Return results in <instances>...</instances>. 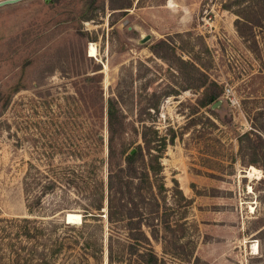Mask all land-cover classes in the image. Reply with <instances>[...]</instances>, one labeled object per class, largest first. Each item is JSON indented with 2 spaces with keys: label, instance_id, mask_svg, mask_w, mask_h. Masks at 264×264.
Wrapping results in <instances>:
<instances>
[{
  "label": "rangeland",
  "instance_id": "obj_1",
  "mask_svg": "<svg viewBox=\"0 0 264 264\" xmlns=\"http://www.w3.org/2000/svg\"><path fill=\"white\" fill-rule=\"evenodd\" d=\"M218 2L25 0L0 7V218L64 224L66 213L81 215L69 207L55 218L27 216L21 186L27 165L31 162L45 171L48 160L69 159L66 152L74 143L84 151V159L101 161L97 176L104 183L105 99L115 90L129 96L126 123L137 125V95H142L154 71L166 68L150 47L169 39L182 47L184 53H175L183 60L186 51L207 49L200 58L221 94L215 107L199 111L212 115L216 128H208L197 116L192 131L182 142L175 139L163 154L165 186L171 188L170 180L175 179L189 203L184 209L175 207L173 192L166 195L173 217L170 232L160 235L167 251L176 241V256L163 255L159 244L151 243L152 248L166 264H264L262 172L259 178L248 177L250 166L246 170L237 162L232 167L226 162L236 153V137L250 129L246 113L264 108V56L259 63L247 51L233 30L234 16ZM91 43L95 58L88 57ZM223 88L230 95H223ZM198 97L199 92H185L164 100L158 128L183 126L188 103ZM89 127L103 144L87 147L89 140L83 135ZM56 199L57 192L45 196L44 207ZM100 217L96 233L103 251L96 262L88 258V264H106L108 225ZM7 245L0 238V263L9 257ZM59 253L53 264H65L72 255L68 250Z\"/></svg>",
  "mask_w": 264,
  "mask_h": 264
},
{
  "label": "trees",
  "instance_id": "obj_2",
  "mask_svg": "<svg viewBox=\"0 0 264 264\" xmlns=\"http://www.w3.org/2000/svg\"><path fill=\"white\" fill-rule=\"evenodd\" d=\"M218 5L234 16L235 34L260 63L264 56V0H219ZM181 48L169 39L159 40L150 47L151 55L166 68L154 71L153 77L143 84L142 95H137V125L126 123L129 96L115 90L105 99L104 183L97 176L101 161L84 159V151L74 143L66 152L69 159L53 163L48 160L45 171L28 163L21 181L27 216L49 214L48 217L55 218L61 211L76 207L81 211V222L74 227L30 217L0 218V238L8 241L9 253L6 263L0 264H53L52 259L62 250L72 252L65 264H88V258L96 262L103 251L101 235L98 237L96 233L100 216L108 225L106 264H166L163 257L156 255L151 243L159 244L163 255L176 256V241L167 245L170 250L167 251L166 239L161 241L163 235H160V231L170 232L173 217L166 195L173 192L172 205L182 209L189 200L182 195L175 179L170 180L171 188L165 186L161 159L167 146H172L175 139L182 142L183 135L192 131L197 116L204 119L208 128H216L212 115L205 117L199 111L218 104L221 94V87L208 77L200 58L201 54H207V49L186 51L187 59L183 60L175 53L176 49L184 53ZM185 92H199L194 103H188L185 124L159 129L161 103ZM246 120L250 129L236 137V153L229 156L227 166L232 167L235 162L243 168L252 166L262 172L264 179V108L250 116L246 113ZM94 136L96 139L92 141ZM83 137L89 140L88 148L97 142L103 144L90 127ZM214 143L219 145L217 139ZM130 150L133 152L129 153ZM55 192L57 199L45 208L43 198Z\"/></svg>",
  "mask_w": 264,
  "mask_h": 264
},
{
  "label": "bare ground",
  "instance_id": "obj_3",
  "mask_svg": "<svg viewBox=\"0 0 264 264\" xmlns=\"http://www.w3.org/2000/svg\"><path fill=\"white\" fill-rule=\"evenodd\" d=\"M92 44L93 43L88 45V57L95 58L96 57V50ZM247 176L259 178L260 177V170L250 166L248 171H247ZM65 215H66V220L68 221L67 223H69L70 225H78V223H80V218H79L78 213L68 212ZM254 250H255V248H254Z\"/></svg>",
  "mask_w": 264,
  "mask_h": 264
},
{
  "label": "water",
  "instance_id": "obj_4",
  "mask_svg": "<svg viewBox=\"0 0 264 264\" xmlns=\"http://www.w3.org/2000/svg\"><path fill=\"white\" fill-rule=\"evenodd\" d=\"M20 1H25V0H1L0 1V7H3V6H6V5H12V4H15V3H18ZM217 105V104H216ZM214 105V107L216 106ZM133 150H130L129 153H132ZM248 169V167L246 168V170ZM79 215V214H78ZM103 217V216H102ZM79 218H80V222H81V215H79ZM63 222L64 224H69L67 223L68 221L66 220V215L63 216ZM80 223H78L79 225Z\"/></svg>",
  "mask_w": 264,
  "mask_h": 264
},
{
  "label": "built area",
  "instance_id": "obj_5",
  "mask_svg": "<svg viewBox=\"0 0 264 264\" xmlns=\"http://www.w3.org/2000/svg\"><path fill=\"white\" fill-rule=\"evenodd\" d=\"M223 95H230V90L228 88H223Z\"/></svg>",
  "mask_w": 264,
  "mask_h": 264
}]
</instances>
